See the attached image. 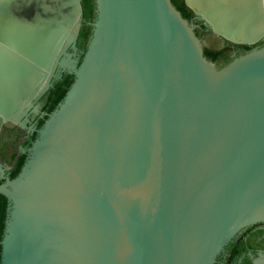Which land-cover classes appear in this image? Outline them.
I'll return each mask as SVG.
<instances>
[{
	"label": "water",
	"instance_id": "water-1",
	"mask_svg": "<svg viewBox=\"0 0 264 264\" xmlns=\"http://www.w3.org/2000/svg\"><path fill=\"white\" fill-rule=\"evenodd\" d=\"M0 0V125L73 80L9 202L1 264H216L264 223V45L222 66L171 0ZM235 43L264 36V0H185ZM264 264V252L254 259Z\"/></svg>",
	"mask_w": 264,
	"mask_h": 264
},
{
	"label": "flooded vegetation",
	"instance_id": "flooded-vegetation-1",
	"mask_svg": "<svg viewBox=\"0 0 264 264\" xmlns=\"http://www.w3.org/2000/svg\"><path fill=\"white\" fill-rule=\"evenodd\" d=\"M80 0V4H81ZM183 1L187 11L190 13L188 21L194 25V30L203 48L223 50L220 58L214 63L222 66L232 58L245 53L246 51L264 45V36L251 44L235 43L212 32L204 22L190 9L185 0ZM82 10V8H81ZM79 31L75 40L76 49L71 45L67 51L72 53V58L79 62L86 42L79 38L80 30L83 26L89 25L91 21L84 19L81 12ZM213 36L219 39V46H206L204 39ZM69 80L71 83L73 75L68 72V68H56L54 74L47 83V87L33 99L31 103L15 117L0 125V184L14 178L20 171L27 156L28 149L37 137V131L42 126L48 114L54 109L55 98L59 90L56 86H62L63 82ZM64 86V85H63ZM56 106V105H55ZM10 202L8 198L0 193V242L5 233V226L8 218ZM236 248V252L232 250ZM264 252V223H255L243 228L226 246L224 251L217 257L216 264H254V259L259 253ZM0 264H1V245H0Z\"/></svg>",
	"mask_w": 264,
	"mask_h": 264
},
{
	"label": "trees",
	"instance_id": "trees-1",
	"mask_svg": "<svg viewBox=\"0 0 264 264\" xmlns=\"http://www.w3.org/2000/svg\"><path fill=\"white\" fill-rule=\"evenodd\" d=\"M172 4L181 12L182 16L186 19H188L189 12L187 11L185 4L183 1L179 0H171ZM81 8H82V16L84 19L88 20L89 22L93 21L95 17V2L94 0H82L81 1ZM91 24L85 25L81 28L80 33H79V38H82L85 42H87L90 34H91ZM204 55L211 61H215L220 58V55L222 54L223 50H214L212 48H203ZM62 86H56L57 89L59 90V93L57 97L55 98V105L62 99L64 96L67 88L70 85L69 80H66L65 82L62 83ZM53 105V107H55ZM228 246V245H227ZM237 250L234 248L232 250V253H235Z\"/></svg>",
	"mask_w": 264,
	"mask_h": 264
},
{
	"label": "rangeland",
	"instance_id": "rangeland-1",
	"mask_svg": "<svg viewBox=\"0 0 264 264\" xmlns=\"http://www.w3.org/2000/svg\"><path fill=\"white\" fill-rule=\"evenodd\" d=\"M219 39L215 38V37H211V36H208L204 39V44L206 46H211V45H214V46H219Z\"/></svg>",
	"mask_w": 264,
	"mask_h": 264
}]
</instances>
